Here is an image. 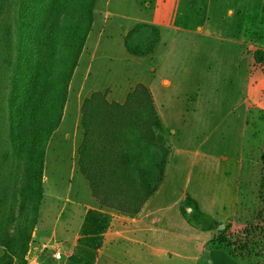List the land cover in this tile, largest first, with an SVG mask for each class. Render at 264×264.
<instances>
[{"label":"rangeland","instance_id":"rangeland-1","mask_svg":"<svg viewBox=\"0 0 264 264\" xmlns=\"http://www.w3.org/2000/svg\"><path fill=\"white\" fill-rule=\"evenodd\" d=\"M87 2L70 0V23H86ZM92 13L86 48L67 89L64 119L46 145L40 212L50 217L49 226L57 219L55 239L65 238L68 210L83 212L92 199L77 168L80 136L73 130L80 99L95 91L125 94L143 84L151 88L165 127L174 130V154L149 205L156 220L149 223L154 231L147 244L154 252L145 249L126 264H264V62L257 67L252 58L255 50L264 52V0H96ZM138 23L159 30L158 44L146 57L129 55L123 45ZM246 49L250 77L242 56ZM65 56L60 43L57 57ZM185 195L209 218L199 228L180 215ZM71 224L70 234L77 225ZM219 236L227 244L221 246ZM95 250L80 244L67 264H94Z\"/></svg>","mask_w":264,"mask_h":264},{"label":"trees","instance_id":"trees-1","mask_svg":"<svg viewBox=\"0 0 264 264\" xmlns=\"http://www.w3.org/2000/svg\"><path fill=\"white\" fill-rule=\"evenodd\" d=\"M95 2L84 8L86 23L72 24L70 0H0V264L27 262L43 200L46 145L60 124ZM158 41L157 26L138 23L123 45L129 55L146 57ZM60 43L66 56L59 60ZM252 58L261 67L264 52L255 50ZM79 129L77 168L93 200L100 209L138 216L162 185L172 152L150 89L137 84L123 103L92 92L82 101ZM260 162L264 216V145ZM183 201L180 215L188 224L199 228L209 219L189 195ZM217 242L227 244L224 236Z\"/></svg>","mask_w":264,"mask_h":264},{"label":"crops","instance_id":"crops-1","mask_svg":"<svg viewBox=\"0 0 264 264\" xmlns=\"http://www.w3.org/2000/svg\"><path fill=\"white\" fill-rule=\"evenodd\" d=\"M227 14L228 17H233L234 19L235 17L234 10L229 9ZM202 30H203L202 27L198 28V31L202 32ZM85 48L86 47L84 46V50ZM249 52L250 50L246 49V54L242 52V56H245L247 60V65L245 66L247 67V72H248L247 75H249L250 77L252 62ZM162 83L165 86L169 85V81L167 80H164ZM135 86L131 87L129 91H127L125 94L116 93L111 95L107 93V99L109 101L123 103L127 94ZM148 88L151 91V88L150 87ZM151 93L153 95L155 105L160 115L154 94L152 91ZM83 100L84 98L80 99L78 103V107H81ZM63 119H64V110L60 124L62 123ZM79 120H80V113L79 115L75 116V120H74V130H73L74 136L75 137H77L78 135L80 136L79 140L78 139L75 140V144L77 141H79V143L81 141ZM165 128L170 133L169 135V143H170L171 134L172 135L174 134V130H169L167 127ZM65 137L68 138L69 134L66 133ZM172 154H174V149L172 151ZM170 166H171V156L167 167L169 168ZM166 173H167V169L165 175ZM78 174L82 176L79 173V171ZM165 178L166 176H164L162 185L160 186V188L155 193L152 199H154L156 195L159 194L160 190L164 185ZM75 198L77 199V197ZM152 199L148 202V204L141 211V213L134 218L122 216L112 210L100 209L97 203L93 200V198L86 205L83 206L84 208L83 212H80V210L75 207L70 208L68 210V218L64 224L65 227L63 226L64 228H62V233L63 235H65V238L62 239V241L60 242L55 239V237H57V227H56L57 219H55V222L51 226L45 223V220L50 219V217L48 215L44 216L40 212L41 210V205H40L39 213H38V223L32 234V239L26 256V261H27L26 264H67L68 260L74 256L73 249L77 248L80 244H83L86 248H91L93 246L96 247L95 250L96 258L94 264H100V263L107 264L108 262L113 264L116 263L126 264V261L128 259L132 262L138 260V258H140L141 254L145 251V249L151 248L152 252H154V248L150 247L147 244L148 239L152 237L151 235L152 232L154 231V229L151 228V225L149 223L150 222L153 223V221L156 220V218L154 217L155 212L149 209V205ZM48 213L49 210L46 211V214ZM71 223H76L77 225L76 228H74L73 226V229L70 234L68 230L69 228H71L72 225ZM56 250L61 253L60 259H55L54 257ZM2 252L3 251L1 249L0 256L2 255ZM84 252L85 249L83 248L81 253ZM63 257L65 258V261L61 263Z\"/></svg>","mask_w":264,"mask_h":264},{"label":"built area","instance_id":"built-area-1","mask_svg":"<svg viewBox=\"0 0 264 264\" xmlns=\"http://www.w3.org/2000/svg\"><path fill=\"white\" fill-rule=\"evenodd\" d=\"M55 259H60L61 258V253L59 251H56L54 254Z\"/></svg>","mask_w":264,"mask_h":264},{"label":"water","instance_id":"water-1","mask_svg":"<svg viewBox=\"0 0 264 264\" xmlns=\"http://www.w3.org/2000/svg\"><path fill=\"white\" fill-rule=\"evenodd\" d=\"M188 212L190 211V209L187 210ZM223 228V226H221Z\"/></svg>","mask_w":264,"mask_h":264}]
</instances>
